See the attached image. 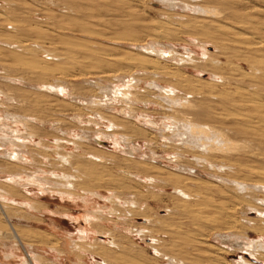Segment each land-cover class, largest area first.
I'll return each mask as SVG.
<instances>
[{"label": "rangeland", "instance_id": "1", "mask_svg": "<svg viewBox=\"0 0 264 264\" xmlns=\"http://www.w3.org/2000/svg\"><path fill=\"white\" fill-rule=\"evenodd\" d=\"M187 1L189 2V0ZM206 1L190 0L189 4L183 6H178L176 2L174 9L167 0H0V15L3 16L0 20V25L2 24L0 26V75L23 80L17 82L20 85L18 84L16 88L14 86L17 84L14 86L0 85V89L9 92L11 98L14 99L8 101L3 97L0 99L2 104L0 115L4 111L10 115L7 116L8 119L0 116L9 124L2 130L1 124L4 122L0 124V140H2L0 141V155L4 156L0 157V170L4 172L3 175H0L3 178L0 181V190L15 191V193H10L9 196L7 193L5 196L8 203L0 199V232L11 234L9 235L11 240L10 238L0 240V264H20L31 253L38 255L39 257H37L43 264H99L105 260L111 264H169L168 262L175 264L174 260L178 263L181 261L182 264H241L243 260L250 261L252 264H264L263 250L255 251L253 247L249 248L243 245L254 241L264 242V203H262L264 202V190L260 191L261 193L257 190L251 197L246 191L242 192V189V191L236 189L235 182L239 180L238 178L241 181L242 179L264 181L262 178L250 175L254 169V171L256 169L264 171V111L261 113L263 120L261 117L257 118V121L250 118L255 115L253 99L254 102L263 103L264 101V0H208L210 1V5L207 1L209 7L216 8L221 14L220 17L217 15L215 18H207L193 11V5L208 7ZM187 5H190V9ZM205 18L218 25L220 29L215 34L220 38L226 35L224 38L230 40L233 38V42L236 40V43L242 44L247 41L253 46L257 42H263V46L260 45L257 52L255 50L252 53L253 49H251L249 53L245 42L243 44L245 48H243L241 44L238 46V44L234 45L236 43L231 44L226 41L220 48L215 41L213 43L211 36L209 38V36L200 35L205 31L202 30L204 27H201L200 24L204 25V22H210ZM202 19L206 21L200 23L203 21ZM198 20L200 24L196 22ZM206 25L204 26L206 27ZM216 25L214 26L217 27ZM76 27L77 29L74 30ZM84 30L90 34L84 33ZM229 33L231 34L229 35ZM243 35L249 36V41L244 39ZM64 40L75 42L70 46L66 45ZM242 40L244 41L241 42ZM139 45L144 48H140ZM153 48L155 52L161 54L158 56L149 54V50ZM169 54H171L170 57ZM111 55L114 57L113 60H109ZM142 57L145 58L142 59ZM136 58L139 60H135ZM189 58L196 62L191 63L188 61ZM244 58H250L251 64L247 63L248 61H245ZM46 67L49 69V73L43 72V68L46 69ZM214 72L217 73L216 77L213 76ZM167 73L168 75H165ZM135 75H139L137 78L141 77L142 81L139 84L141 92L147 89V83L154 81L165 87L168 84L173 86L176 83L177 85H175L178 88H183V91L187 89L190 94L186 93L192 97L193 103H199L202 111L207 110L216 117V120L213 121L215 124L212 122L213 126L229 134L228 137H232L231 139L236 140L235 142H239L236 150L229 151L228 155L223 157H226L225 160H229V162L232 160V164L228 165V161L226 164L223 158L222 161L218 159L215 163L224 162L226 167L217 164L213 170L209 164L207 166L196 163V158L201 157L196 152L205 150L204 147L196 148L197 145L194 144V147L191 146L192 149H189L190 142H186L188 141L186 136L175 137L177 139H174L171 145L175 144V147L180 145V149L185 148L182 150L193 151L197 154L182 152L183 155H186L184 158L188 160L184 163L199 172L195 179L198 182L194 183L191 193H188L191 195L190 199L187 198L188 201L186 198H179L182 196L178 193H173L174 189L173 186H170L171 183H168L167 186H163V183L158 181L156 183H136L138 182L136 179L128 181L127 174L124 173L125 167L129 163L142 164L145 161V163H150V160L144 159L142 154L148 155L151 150L154 151L157 160L164 165L161 166L173 168V170L177 167L170 158L175 157L174 151L178 147L172 149L173 147L169 146L168 141H165L168 138L162 137V131L156 132V141L153 140V142L155 141L154 145L152 141L149 144L141 140L137 141L135 145H140L144 151L136 155L135 159L131 158L132 160H130L128 155L115 152L111 143H108L106 149L96 147V143L92 140V134H95L96 127H85L87 129L85 130L77 123V118L81 116L85 122L90 121L89 117H93L95 113V110H92L95 109L94 107L82 106V103H89L98 94L100 98H111V96L105 98L102 91L95 87V82L99 83L101 87L109 85L112 81L121 86L123 84L120 79L128 80L132 76L136 77ZM175 81L181 82L183 87ZM46 82L56 83V85L59 82L69 89L64 92L65 96L40 91ZM143 95L146 94L143 93ZM80 98L81 100L83 98V102ZM23 99L25 102L27 101L26 104ZM70 99L72 102L69 101ZM77 100L81 101L80 105ZM251 100L252 102H249ZM11 101L15 104H12ZM114 104L117 109L121 110L123 107L129 106V104L124 105L125 103ZM150 108L156 117L161 114L159 108ZM138 112L141 113L140 109H137ZM11 113L20 115L22 118L27 116L32 121L31 125H28L30 127L27 126L28 129H26L24 123L15 124L17 128L12 123L10 125L11 118H13ZM240 113L250 116L247 117L249 121H242L238 116ZM161 117L163 116L160 115ZM120 118L123 119L122 116ZM2 119L0 120L3 121ZM34 122H37L38 125H36L37 127L34 125L33 128ZM253 125L260 127L256 128ZM8 126L10 127L9 131L19 130V136H28L29 133L36 132L33 134L35 144L44 141L49 149H53L51 152H47L50 157V161L45 160L47 165H43L39 157L42 153L44 156V150L39 148L41 152L38 149L36 151L33 149V151L29 146V149L26 147L22 150L26 153L29 151L30 160L33 159L32 166L23 167L21 165L22 169L19 168V165L13 168L8 165L9 163L6 166L8 159L5 158L7 155L5 153L11 150L9 139L15 132L10 131V134ZM126 127L133 129L132 124L126 123ZM255 128L258 130L257 132L256 130L253 132L252 129ZM89 129L91 130L89 131ZM242 129L251 131L252 134L246 133ZM3 130L4 134H1ZM70 132L71 135L67 136L66 133ZM60 133H63V136ZM77 133L82 137L92 138L87 141L88 143L86 141H83V144L77 143L76 146L81 145L78 147L80 149L71 143ZM4 135H7V138ZM10 135L11 137L8 139ZM169 135L171 134L169 133ZM56 137L61 140L63 138L65 141L68 139L67 142L71 144H65L63 141L64 144H60L61 148H56V151ZM2 142L4 143L2 144ZM6 143H8L7 146ZM186 145H188L187 148ZM169 147H172V151ZM99 149L104 150L105 155L108 154L104 155L106 161L102 160L100 165L87 159L88 153L93 154L94 152L98 153L96 156H102L103 153H100ZM55 151L56 153L60 151L61 153L73 152L75 154L74 161L77 164L81 158V163L88 164L90 162L89 166H92L91 163L96 164L92 166L94 167L93 172L88 179L81 175L86 184L90 185L89 189L93 187L95 194L83 193L81 189L77 188L74 191L76 194L72 193L77 197L62 199L56 192L43 194L38 191L35 184L28 186L27 189L21 187L20 189L8 184L7 178L12 174L25 173L24 171L35 173L36 170L39 176H43L41 171L52 172L54 170L59 171L57 173L67 172L79 175L77 169L76 171L73 168L69 169L60 161H55L54 158H57ZM229 154L237 162L229 157ZM34 155L39 160H36L37 157L35 158ZM211 159L216 158L211 157ZM1 166L3 167L1 168ZM230 166L238 168V171L234 168L231 169ZM219 170L220 172L224 170L227 174L232 173L233 170L235 174L239 171L241 173L237 174L238 178L234 173L229 174L232 175L231 178L223 172L218 175L214 173ZM233 182L235 183L233 184ZM126 185L132 186V191L124 187L121 188ZM229 185L231 187L234 185L236 188H231ZM189 188L186 192L190 190ZM59 189L64 190L63 187L56 188V190ZM13 201H15V205ZM132 202L134 205L131 204ZM26 203L32 205L34 209L31 206L21 205ZM252 207L255 208L252 209ZM3 209H6L11 217L10 222L14 226L18 239L13 238L14 233L10 230L11 227ZM88 216L92 218L94 216L96 219L90 223L86 220ZM99 231L105 234L100 235ZM142 235L145 238L148 237L145 239ZM151 235L159 239L160 245H149L152 243ZM80 236L83 238L80 239ZM114 238L119 244L117 252L109 246V242H112ZM95 247L100 248L101 251L110 250L113 258H111L110 251H106L107 255L111 256L108 259L93 255L90 251ZM153 247L158 252H155ZM13 252L15 257L7 261L5 255ZM115 254L116 256H114Z\"/></svg>", "mask_w": 264, "mask_h": 264}, {"label": "bare ground", "instance_id": "2", "mask_svg": "<svg viewBox=\"0 0 264 264\" xmlns=\"http://www.w3.org/2000/svg\"><path fill=\"white\" fill-rule=\"evenodd\" d=\"M166 1V0H165ZM168 1V3H169V5L172 7V8H174L175 9V3L176 4H178V6H180V5H186V4H189V2H190V0H189V2L187 1V0H167ZM204 1H206V0H203V2ZM208 1V0H207ZM206 1V2H207ZM209 2V5H210V1H208ZM208 2H207V5H208ZM214 2V1H213ZM113 3V2H112ZM199 3V2H198ZM98 4V3H97ZM123 4V3H122ZM195 4V3H194ZM167 5V4H166ZM202 5V4H201ZM209 5H208V7L207 6H200V5H198V6H192L193 7V11L195 12V13H197V14H200L201 16H205V17H207V18H215V17H217V15H218V17H220V12L216 9V8H210L209 7ZM19 6V5H18ZM73 6V5H72ZM177 6V5H176ZM188 6V5H187ZM190 6V5H189ZM189 6H188V8H189ZM108 7V6H107ZM122 7V6H121ZM81 8V7H80ZM123 8V7H122ZM182 8H184V7H182ZM79 9V8H78ZM110 9V8H109ZM186 9V8H185ZM190 9V8H189ZM188 9V10H189ZM67 10V9H66ZM69 10V9H68ZM122 10V9H121ZM120 10V11H121ZM124 10V9H123ZM70 11V10H69ZM71 11H73V10H71ZM76 11V10H75ZM74 11V12H75ZM111 11V10H110ZM114 11H116V10H114ZM123 12V11H122ZM122 12H120V13H122ZM82 14V13H81ZM74 16V15H73ZM123 16V15H122ZM223 16V15H222ZM2 15H0V20L2 19ZM104 18V17H103ZM199 18H202V17H200L199 16ZM198 19V18H197ZM206 19V18H205ZM205 19H202L203 21L202 22H200L199 20L198 21H196L197 23H203L204 22V20ZM219 19V18H218ZM206 20H208V21H210V22H204V25H206L207 23H209V24H207L206 25V27L204 26V25H201L200 23V26L202 27H204L202 30H205L204 31V33L203 34H201L200 33V35H206L207 37L209 36V38H211L212 37V40H213V43H214V41H215V43L218 45V47H220V46H224V43L227 41L228 43H231V44H233V43H236V40H235V42H233V38H232V40H230V39H226V38H224V37H226V35L225 36H223V38H220L219 36H217V34H215L217 31H219V27H218V25H216V23L214 24V21H212V20H210V19H206ZM205 20V21H206ZM217 20V19H216ZM144 21V20H143ZM106 22V21H105ZM195 22V23H196ZM5 23V22H4ZM7 23V22H6ZM79 23H81V22H79ZM216 25L217 27H215L214 25ZM2 25V24H1ZM0 25V26H1ZM85 25V24H84ZM83 25V26H84ZM75 26V25H74ZM73 27V26H72ZM71 27V28H72ZM78 27V26H77ZM77 27L76 28H74V30H76L77 29ZM82 27V26H81ZM81 27H79V28H81ZM87 28H88V26H86ZM215 27V28H214ZM224 27V26H223ZM195 28V27H194ZM245 28H247V27H245ZM73 29V28H72ZM248 29V28H247ZM30 30V29H29ZM74 30H72V31H74ZM79 30V29H78ZM77 30V31H78ZM87 30V29H86ZM86 30H84L85 32L84 33H86V34H90V32H86ZM129 30V29H128ZM37 31V30H36ZM227 31H229L228 29H227ZM13 32V31H12ZM38 32V31H37ZM105 33V32H104ZM138 33V32H137ZM206 33V34H205ZM228 33V32H227ZM38 34V33H37ZM78 34V33H77ZM91 34H93L94 35V33H91ZM231 33H229V35H230ZM249 34V33H248ZM104 35V34H103ZM234 35V34H233ZM245 35V34H244ZM243 35V36H244ZM107 36V35H106ZM205 36V37H206ZM211 36V37H210ZM235 36H236V34H235ZM235 36H234V38H235ZM84 37V36H83ZM228 37H230V36H228ZM249 36H244V39H248V41H249ZM45 39V38H44ZM139 39V38H138ZM243 39V38H242ZM252 39V38H251ZM65 41V40H64ZM138 41V40H137ZM244 40H242L241 42H243ZM75 42V41H74ZM74 42H72V41H65L64 43L66 44V45H70V44H72V43H74ZM245 43H246V47L248 48V50L247 51H249V50H251V49H253L252 50V53H254V51L256 50V52H257V50L258 49H260V45L261 46H263L262 44H263V42H254V43H256V44H253V46H251V44L249 43V42H247V41H244ZM240 43V42H237L236 44H234V45H237L238 44V46H239V44H241V45H243V44H245V43ZM38 43V42H37ZM52 43V42H51ZM248 43V44H247ZM76 44H77V42H76ZM64 45V44H63ZM240 45V46H241ZM248 45V46H247ZM71 46V45H70ZM76 46V45H75ZM139 47L140 48H144V47H142V46H140L139 45ZM242 47V46H241ZM42 48V47H41ZM221 48V47H220ZM223 48V47H222ZM243 48H245V46L243 45ZM217 49V48H216ZM44 50V49H43ZM147 50V49H146ZM148 51V50H147ZM146 51V52H147ZM172 51V50H171ZM104 52V51H103ZM145 52V53H146ZM151 52V53H150ZM159 52V51H158ZM169 52H170V50H169ZM106 53V52H105ZM168 53V52H167ZM171 53V52H170ZM249 53H250V51H249ZM251 53V54H252ZM149 54H151V55H159V54H161V53H157V51L155 52L154 51V48L153 49H151V50H149ZM172 54V53H171ZM171 54H169V57H170V55ZM247 54V53H246ZM101 55V54H100ZM109 55V54H108ZM173 55V54H172ZM237 55V54H236ZM134 56V55H133ZM132 56V57H133ZM144 56V55H143ZM166 56V55H165ZM240 56V55H239ZM58 57V56H57ZM134 57H136V56H134ZM112 58H114V57H112V55H111V58L109 59V60H113ZM138 58H139V56H138ZM140 58H141V56H140ZM145 58V57H144ZM143 57H142V59H144ZM147 58V57H146ZM188 58V57H187ZM240 58V57H239ZM248 58V57H247ZM245 59V61L247 60L248 62L247 63H250V58L249 59ZM66 59V58H65ZM64 59V60H65ZM129 59V58H128ZM133 59V58H132ZM150 59V58H149ZM149 59H147L148 60V62H150V60ZM25 60V59H24ZM123 60V59H122ZM135 60H139V59H135ZM10 61V60H9ZM37 61V60H36ZM132 61H134V60H132ZM140 61H142L141 59H140ZM140 61H139V64H140ZM145 61V60H144ZM154 61V60H153ZM188 61H190L191 63H195L196 62V60H194V59H192V58H189L188 59ZM208 61V60H207ZM16 62H18V61H16ZM20 63V62H19ZM60 63V62H59ZM153 63V62H152ZM137 64V63H136ZM198 64V63H197ZM251 64V63H250ZM36 65H37V62H36ZM83 65V64H82ZM41 66V65H40ZM148 66H149V64H148ZM215 67V66H214ZM37 68V67H36ZM41 69H42V67H40ZM155 68V67H154ZM219 68V67H218ZM251 68H253V67H251ZM44 69V73H49L48 71H49V69H47V67H46V69L45 68H43ZM130 69V68H129ZM159 69V68H158ZM213 69H215V68H213ZM220 70H221V68H219ZM256 69V71H257V68H255ZM148 70V69H147ZM164 70V69H163ZM216 70V69H215ZM261 70V69H260ZM41 71V70H40ZM129 71V70H128ZM42 71H41V73H43ZM112 72V71H111ZM115 72V71H114ZM121 72V71H120ZM131 72V71H130ZM43 73V74H44ZM256 73H259V72H256ZM161 74V73H160ZM175 74V73H174ZM46 75H48V74H46ZM102 75V74H101ZM107 75V74H106ZM109 76H110V74H108ZM115 75V74H114ZM164 75V74H163ZM165 75H168V73L167 74H165ZM176 75V74H175ZM216 75H217V73L215 74V72H214V77H216ZM260 75V74H259ZM130 76V75H129ZM136 77H134V76H132L131 77V79H128V80H124V78H122V79H120V81L122 82V84L123 85H117V84H115L113 81L111 82V83H109V85H107V86H104V87H101V86H99V83H96L95 82V87H98V89H100L102 92V95L103 96H105V98H106V96L107 97H109V96H111V98H107V99H104V98H100V96H99V94L97 95V96H94L92 99H91V101H89V103H86V104H81L82 106H89V107H91V108H95V109H92V110H95V113H94V116L93 117H89L90 119V121H88L87 120V122H85L83 119H81V117H79V118H77V123H79L80 124V126L83 128L84 127V129H85V127H91V126H94V127H96L95 128V134L93 133L92 134V137H93V139L92 138H90V139H92L93 140V142L94 143H96V147L97 146H99L100 147V149H102V148H104V149H106V147H107V145H108V143H111V144H113V150H115V152H118L119 154H126V155H128L129 156V158H130V160H132V159H135L134 157H136V155H139V153H141V151H144L143 150V148L139 145H135V144H137V141H139V140H141L142 142H145V143H147L148 142V144H149V142L150 141H152L153 142V140H155V137L157 136L156 135V132L157 131H162L163 132V138H168L167 140H165V141H168V144H169V146L171 145V143L174 141V139H175V137L177 136V138H178V135H183V136H186L187 137V139H188V141H186V142H190L189 144H190V148L189 149H192L191 148V146H193L194 147V144H195V146H196V148H205V150H198L199 152H196V153H198L199 155H201V157L198 159V157L195 159L196 160V163L198 162V164L199 163H201V165L202 164H209L210 165V167L213 169V170H215V168L217 167V164H218V162H217V164L215 163L218 159H220V161H222L223 159V161L226 163L227 161V163H228V165H229V163H231L232 164V162L230 161L229 162V160H225V158H223L224 157V155H228V153H229V151L231 152L232 150H236L237 149V147L239 146V142L237 141V142H235L234 141V139L232 140L230 137H228L229 136V134H227L226 132L224 133L223 131H221V130H218L216 127H214L213 126V124H212V122L214 121V120H216V117H214L209 111H207V110H203L202 111V109H201V105H198V104H195V103H193L192 102V97H189V92H188V90L187 89H185L184 91H183V88H178L175 84H173V86H171V84H168L166 87L165 86H162V85H160L159 83H157V82H151V80H150V82L151 83H147V85H146V88L147 89H145L144 90V92L143 93H145L146 95H143V93L140 91V88H139V84L141 83V77L140 78H137L139 75H135ZM174 76V75H173ZM258 76V75H257ZM172 77V76H171ZM126 78V77H125ZM155 78V77H154ZM170 78V77H169ZM174 78V77H173ZM226 78V77H225ZM102 79H104V78H102ZM114 79V78H113ZM158 79V78H157ZM167 79V78H166ZM177 80H178V78H176ZM222 79L224 80V77H222ZM226 79H228V78H226ZM131 80V81H130ZM21 81H23V80H21V78H19V79H14V78H12V77H10V76H1L0 75V85L1 84H8V85H15V84H17V85H15L14 87L16 88V86H18V84L19 83H17V82H21ZM104 81V80H103ZM102 81V82H103ZM111 81V80H110ZM98 82H100L99 80H98ZM166 82H167V80H166ZM175 82H177V81H175ZM179 82V81H178ZM177 82V83H178ZM182 82H184V80H182ZM59 83V82H58ZM57 83V85H56V83H54V84H51V83H48V82H46V83H44L43 84V86L40 88V91H43V92H48L49 94L50 93H53V94H57V95H59V96H65V94H64V92L65 91H67V89H69V88H65L61 83H59V84H61V85H59ZM23 84V83H22ZM143 84V83H142ZM179 85L181 84L182 85V83L180 82V83H178ZM20 85V84H19ZM88 86V85H87ZM40 87V86H39ZM72 87H74V86H72ZM181 87H183V85L181 86ZM139 89V90H138ZM142 90V89H141ZM187 90V91H186ZM245 90V89H244ZM99 91V90H98ZM186 92H188L189 94H187ZM67 93V92H66ZM70 93V92H69ZM68 93V94H69ZM244 93H245V91H244ZM243 93V96L245 95ZM2 94H4V95H2ZM47 94V93H46ZM67 95V94H66ZM72 95V94H71ZM248 95H250V94H248ZM67 96H69V95H67ZM75 96V95H74ZM247 96V95H246ZM3 97V99H5V100H14L13 99V97L11 98V94L8 92L7 93V91H5L4 92V90L2 91V89H0V99ZM73 97V96H72ZM66 98V97H65ZM68 99H69V97H67ZM74 98V97H73ZM72 98V99H73ZM19 99V98H18ZM248 99V98H247ZM22 100V99H21ZM80 100H81V98H80ZM2 101V100H1ZM23 101H24V99H23ZM69 101H71V99L69 100ZM74 101V100H73ZM77 101H79V100H77ZM76 101V102H77ZM82 102H83V98H82V100H81ZM81 101H79V105H80V103H81ZM88 101V100H87ZM110 101H111V103H110ZM248 101V100H247ZM3 102V101H2ZM12 102V104H15V103H13V101H11ZM21 102V101H20ZM25 102V101H24ZM27 102V101H26ZM26 102H25V104H26ZM72 102V101H71ZM86 102V101H85ZM242 102V101H241ZM249 102H252V100L251 101H249ZM6 103H9V102H6ZM6 103L4 104L3 103V105H6ZM94 103V105H92ZM114 103H125L124 105H127V104H129V106H127V107H123L122 108V106H121V108H122V110L121 109H117L116 107V105L114 104ZM253 104H255L254 106H253V111L255 112L254 114L255 115H257V116H255L254 114H252V115H254V116H252V117H250V116H246L245 114H241L240 113V115L238 114V116H240V119L242 120V121H249V118H247V117H250V118H252V119H256L255 121H257V118H259V117H261V119H262V112L264 111V101H263V103H261V102H254V99H253V102H252ZM21 104H23V103H21ZM239 104H241V103H239ZM9 105V104H8ZM7 105V106H8ZM20 105V104H19ZM18 105V106H19ZM21 106V105H20ZM19 106V107H20ZM141 106H143V107H141ZM238 107H239V105H237ZM241 106V105H240ZM25 107H26V105H25ZM138 107V108H137ZM145 107V108H144ZM150 107H155V109L156 108H159L160 110H161V116H163V117H161L160 118V115L159 116H155L156 114H154L150 109ZM255 107V108H254ZM85 108V107H84ZM143 108V109H142ZM0 109H2V104L0 103ZM90 109V108H89ZM137 109H140V111H141V113H137ZM20 111V110H19ZM105 111V112H104ZM154 111H156V110H154ZM1 112V111H0ZM108 112V113H107ZM159 112V111H158ZM162 112H163V114H162ZM167 112V113H166ZM251 112V111H250ZM4 113V114H3ZM2 113V115H0V116H4L5 118H7V116H10L9 115V113H5V111ZM157 113V112H156ZM166 113V114H165ZM248 114V113H247ZM11 116L13 117V118H11L12 120V122H10V125H11V123L13 124V125H15V124H17L18 125V123H24V125L26 126V129H28V127H30V126H28V125H31L30 123L32 122L27 116H25V117H20V115H17V114H13V113H11ZM29 116V115H28ZM122 116V118L124 119H121L120 117ZM30 117V116H29ZM34 118V117H33ZM74 119H75V117H73ZM247 118V119H246ZM0 119H2V117L0 118ZM8 119V118H7ZM32 119V118H31ZM125 119H127V120H125ZM218 119V118H217ZM3 121H1L0 122V124L2 123V122H4L3 124H1V130H2V128L4 127V126H7V125H9V124H7L8 123V121H7V123H6V120H4V119H2ZM35 120V119H34ZM71 120H73V119H71ZM263 120V119H262ZM261 120V121H262ZM36 121V120H35ZM93 121V122H92ZM97 121V122H96ZM224 121V120H223ZM260 121V122H261ZM264 121V120H263ZM38 122H39V120H38ZM216 122V121H215ZM221 122V121H220ZM219 122V123H220ZM29 123V124H28ZM35 123V122H34ZM37 123V122H36ZM33 124L32 125V127L35 125V127H37L36 125H38V124ZM44 123V122H43ZM126 123H128V124H132L133 125V129L131 130V129H128L127 127H126ZM214 123V122H213ZM222 123V122H221ZM41 124V123H40ZM39 124V125H40ZM215 124V123H214ZM216 124H218V123H216ZM17 125H15V127L17 128ZM44 125V124H43ZM218 125H220V124H218ZM20 126V125H19ZM28 126V127H27ZM253 126H255L256 127V125H253ZM20 127H22V126H20ZM31 127V128H32ZM56 127V126H55ZM130 127V126H129ZM132 127V126H131ZM260 126L258 125V127H256V128H259ZM9 126H8V131H9ZM15 128V129H16ZM34 128V127H33ZM33 128H32V132H33ZM252 129L253 130V132H254V130H256V132L258 131L257 129ZM4 129H5V127H4ZM12 129V128H11ZM21 129V128H20ZM83 129V130H84ZM93 129V128H92ZM162 129V130H161ZM17 130V129H16ZM62 130V129H61ZM67 130V129H66ZM70 130V129H69ZM85 130H87V129H85ZM85 130H84V132H85ZM91 129H89V131H90ZM231 130V129H230ZM235 130V129H234ZM239 130V129H238ZM244 132H246V133H251V131L250 132H248L246 129H242ZM6 131V130H5ZM8 131H6L7 133H9L10 131H15V130H10L9 132ZM19 130H17V131H15V132H13L12 133V136L13 137H11V135L10 136H8V139H9V137H11L9 140H10V146H11V150L9 151L8 150V152L7 153H5V154H7L6 156H5V158H7L8 160H7V163H6V161H4L5 163H6V166H7V164L9 165V166H13V168H15V167H17L16 165H19V168L20 167H25L26 165L28 166V167H30V166H32V163H33V159H32V161L30 160V157H29V155H28V153H29V151H28V153H26V152H24V150H22V149H24V148H28L29 149V146H31V148H32V150L33 149H35V151H36V149H38L39 151H40V149H42V150H44V156H43V153H42V155L41 156H39V154H38V156L40 157V160H42V164L43 165H47V164H45L46 163V161L45 160H47L48 159V161H50V157H49V155H47V152H51L52 150L51 149H49V147H47L46 146V144H45V142L43 141V142H40V143H37V144H35V137H34V133H36V132H33V133H29L28 134V136H19V133L20 132H18ZM71 131V130H70ZM73 131V130H72ZM260 131H261V128H260ZM22 132V131H21ZM92 132H94V130H92ZM161 132V133H162ZM243 132V133H244ZM23 133V132H22ZM21 133V134H22ZM159 133V132H158ZM160 133V134H161ZM169 133L171 134V135H169ZM1 134H4V130H3V133H1ZM10 134H11V132H10ZM62 136H63V133H60ZM67 134V136L68 135H71V132L70 133H66ZM85 134V133H84ZM86 134H89V133H86ZM227 134V135H226ZM232 134V133H231ZM245 134V133H244ZM252 134V133H251ZM8 135V134H7ZM7 135L5 136L6 138H7ZM37 134H35V136H36ZM162 135V134H161ZM3 136V135H2ZM1 136V137H2ZM37 137V136H36ZM160 137V136H159ZM68 138V137H67ZM176 138V139H177ZM3 139H4V137H3ZM7 139V140H8ZM56 139V142H55V145H57L56 147H55V149L57 148V149H60L61 147L60 146H62V145H60V144H64L63 143V141L65 142V144L66 143H69V144H71L72 143V145H75V147L76 148H78L79 146L81 147V145H79V146H76V145H78L77 143H84L83 141H86V143H88L87 141L89 140L90 141V139L89 138H86V137H82V136H80V135H78V133L77 134H75V136H74V140L70 143V142H67V140L68 139H66V141L65 140H63V138H62V140H61V138H55ZM160 139V138H159ZM175 139V140H176ZM185 139V138H184ZM6 140V141H7ZM71 140V139H70ZM69 140V141H70ZM180 140V139H179ZM179 140H177V141H179ZM186 140V139H185ZM185 140H182V141H185ZM0 141H2V140H0ZM42 141V140H41ZM156 141V140H155ZM154 141V142H155ZM4 142H5V140H4ZM4 142H2V144L4 143ZM154 142L152 143L153 145H154ZM159 141H157V143H158ZM264 142V141H263ZM151 143V142H150ZM162 143V142H161ZM160 143V144H161ZM177 143H179V142H177ZM182 143V142H181ZM1 144V145H2ZM7 144L8 143H6V146H7ZM90 144V143H89ZM159 144V143H158ZM164 144V143H163ZM162 144V145H163ZM103 145H104V147H103ZM165 145V144H164ZM177 145H179V144H177ZM182 145V144H181ZM225 145V146H224ZM5 146V145H4ZM148 146V145H147ZM150 146V145H149ZM159 146V145H158ZM172 147V149H176V147H178V146H176L175 147V144L174 145H171ZM187 146L188 145H186V148H187ZM1 147V146H0ZM9 147V146H8ZM60 147V148H59ZM167 147H168V145H167ZM179 147H180V145H179ZM177 148V150H175L174 152V154H175V157L173 156V158H170V160L171 161H174V163H175V166H177L174 170H173V168L171 169V168H165V167H163L164 165L161 163V162H159L158 160H157V158H156V156H155V153H154V151L153 150H151V154L148 156V155H144V154H142L143 155V158L144 159H147V160H150L149 162L151 163H145L144 161V163H142V164H137V163H133V164H130L129 162V164H127L126 165V167H125V171H124V173H125V175L127 174V179H128V181L130 180V179H136L138 182H136V183H139V182H141V183H143V182H145V183H147V182H149V183H156V181H158L159 183L161 182V184L163 185V186H167L168 185V183H171V185L170 186H173L172 188L174 189V192L173 193H178L179 195H181L182 197H179V198H186V200L188 201V199H190L191 198V195L190 194H188V193H191V188L193 189V185H194V183H196V182H198L197 180H195L196 179V177H198L197 175H199V172L197 171V170H195V168L194 169H191V166L190 167H188L185 163H184V161H188L186 158H184L186 155H183L182 154V152H186V151H184L185 150V148H182V149H184V150H182V149H180V148ZM228 147V148H227ZM10 148V147H9ZM30 148V149H31ZM40 148V149H39ZM151 148V147H150ZM165 148V147H164ZM170 148V147H169ZM170 148V149H171ZM195 148V149H196ZM27 149V150H28ZM57 149H56V151H57ZM78 149H80V148H78ZM97 149V148H96ZM98 150L100 153H103L102 154V156H103V159H102V156L100 155V156H96L97 154H95L94 152H93V154H95V155H93V154H91V153H86L87 154V159H89V160H92V161H94L95 163L97 162V164H101L102 163V160H103V162H105L106 160H105V156H107V155H105L106 154V152L104 151V150ZM153 149V148H152ZM172 149H171V151H172ZM194 149V148H193ZM94 150H95V148H94ZM7 151V150H6ZM34 151V150H33ZM38 151V153H40ZM56 151H55V153H56ZM62 151H63V149H62ZM104 151V152H103ZM109 151V150H108ZM167 151V150H166ZM177 151V152H176ZM191 151V150H190ZM31 153V152H30ZM73 153V152H72ZM66 153V152H62L61 153V151L60 152H57L56 154V156H57V158H54V160L55 161H60V163L62 164V165H64V166H66V167H68L69 169L70 168H73V169H75V171H76V169H77V173L79 174V175H75V173L73 174H70V173H65V172H63V173H57V172H59V171H57L56 172V170H54V171H52V172H44V171H41L42 172V175L43 176H39V175H37V173H36V170H35V173L34 172H27L26 173V171H24L25 173H20V174H17V175H15V174H12L9 178H7V182H8V184L10 185H14V186H16V187H18V188H22V189H27V187L28 186H30V185H32V184H35L36 186H37V188H38V191H40V192H42L43 194L44 193H52V192H56V193H59V195L62 197V199H64V198H66V197H77L76 195H72V193L73 194H76L74 191L77 189V188H79V189H81V191L83 192V193H90L91 195H93V194H95V192H93V187H92V189H89L90 187V185L88 184H86V181L85 180H83L84 179V177H82L81 175H84L85 176V179H88V177H89V175L93 172V168L94 167H92V166H95L96 164H93V163H91L92 164V166H89L90 164V162L88 163V164H86V163H81V159H80V161H78L79 162V164L81 163V165H79V164H77L76 163V161H74V157H75V154L73 153ZM75 153H76V149H75ZM187 153L189 154V153H195V152H189V151H187ZM186 153V154H187ZM195 153V154H196ZM205 153V154H204ZM233 153L235 154V152L233 151ZM35 155H36V153H34ZM34 155V156H35ZM105 155V156H104ZM197 155V154H196ZM203 155V156H202ZM205 155V156H204ZM43 156V157H42ZM0 157L1 158H3L1 155H0ZM37 156H35V158H36ZM78 157V156H77ZM76 157V158H77ZM105 157V158H104ZM127 157V156H126ZM140 157V156H139ZM138 157V158H139ZM142 157V156H141ZM207 157H210V158H207ZM211 157H215L216 159H211ZM229 157H232V159H234L233 158V156H230V154H229ZM229 157H228V159H229ZM34 158V159H35ZM79 158V157H78ZM132 158V159H131ZM223 158V159H222ZM38 159V157L36 158V160ZM181 159H184V160H181ZM227 159V158H226ZM5 160V159H4ZM39 160V159H38ZM52 160V159H51ZM105 160V161H104ZM126 160H127V158H126ZM139 160H140V158H139ZM143 160V159H142ZM235 161H236V159H234ZM47 161V162H48ZM91 161V162H92ZM83 162V161H82ZM133 162V161H132ZM137 162H139V161H137ZM219 163V164H222V166H224V167H226V165H225V163ZM237 162V161H236ZM52 163V162H51ZM183 163H184V165H183ZM191 163V162H190ZM189 163V164H190ZM226 163V164H227ZM35 164V163H34ZM77 164V165H76ZM187 164H188V162H187ZM218 164V165H219ZM230 164V165H231ZM22 165V166H21ZM36 165V164H35ZM42 165V166H43ZM145 165V166H144ZM147 165V166H146ZM161 165H163V166H161ZM172 165V164H171ZM205 165V166H206ZM240 166H243L242 164H239ZM208 166V165H207ZM220 166V165H219ZM218 166V167H219ZM234 166H236L237 167V165H234ZM3 166H1V168H2ZM37 167V166H36ZM44 167V166H43ZM42 167V168H43ZM48 167V166H47ZM173 167V166H172ZM12 168V170H14ZM39 168V167H38ZM61 168V167H60ZM135 168V169H134ZM193 168V167H192ZM230 168L232 169V168H234V170H237L238 171V168H236L235 169V167H231L230 166ZM20 169H22V168H20ZM211 169V170H212ZM221 169V168H220ZM241 169H243L242 167H241ZM251 170H252V168H250ZM27 170V169H26ZM227 170V169H226ZM234 170L232 171V173H234ZM247 170V169H246ZM245 170V171H246ZM255 170V169H254ZM251 171L250 172V175H252L253 177H255V178H262V180L264 179V171H259V169H258V171H257V169H256V171ZM17 171V170H16ZM229 171V170H228ZM244 171V170H243ZM242 171V172H243ZM12 172V171H11ZM11 172H9V173H11ZM79 172H81V173H79ZM225 173V171L224 170H222L221 172H220V170H219V172H217V171H214V173H216L217 175H218V173ZM230 172V171H229ZM236 172V171H235ZM4 174V172L2 171V170H0V175L1 174ZM13 173V172H12ZM76 173V174H77ZM232 173H229V174H232ZM237 173V172H236ZM241 173V171H239L237 174H240ZM246 173V172H245ZM248 173V172H247ZM2 174V175H3ZM225 174H227V173H225ZM229 174H227V175H229ZM237 174H235L234 173V175H236L237 176V178L239 177ZM243 174V173H242ZM194 175H196L195 177H193ZM187 176H189V177H193V178H188ZM230 177L232 176V175H229ZM236 176H234V177H236ZM241 176V175H240ZM243 176V175H242ZM126 177V176H125ZM229 177V178H230ZM232 178V177H231ZM3 178L0 176V181L2 180ZM202 179V178H201ZM236 179V178H235ZM235 179H233V180H235ZM239 179V180H238ZM237 180L238 181H235L236 182V187L233 185L232 187L230 186L231 185V182H229V180H228V182H229V186L231 187V188H236V189H242L241 191L242 192H244V191H246L247 193H249V195H251V197H252V194L254 193V192H256L257 190L260 192H262V190H264V181L263 182H259L258 180H252V181H245L244 179H242V181L240 180V178H238ZM244 180V181H243ZM4 181V180H3ZM6 181V180H5ZM82 181H85V182H83L82 183ZM88 182V181H87ZM224 182H226V181H224ZM223 182V183H224ZM235 182H233V184L235 183ZM1 183V182H0ZM82 183V184H81ZM165 184V185H164ZM192 184V185H191ZM226 184V183H225ZM161 185V186H162ZM227 185V184H226ZM190 188H189V187ZM196 186V185H195ZM228 186V187H229ZM58 187H63V189L64 190H56V188H58ZM88 187V188H87ZM100 187V186H99ZM122 187H124L125 189H127V190H131L132 191V186H130V185H126V186H121V188ZM158 187V186H157ZM20 188V189H21ZM159 188V187H158ZM187 188H189L190 190V192L189 191H187L186 192V190H187ZM10 189V188H9ZM134 189H135V187H134ZM234 190V189H233ZM18 191H19V189H18ZM18 191H16L17 193H18ZM26 191V190H25ZM238 191V190H237ZM27 192H29L28 190H27ZM77 192V191H76ZM241 192V193H242ZM259 192H257V193H259ZM260 192V193H261ZM6 193V194H5ZM7 193H8V196L10 195V193H15V191H13V190H10V191H6V190H3V189H1L0 190V199H1V201H4V202H6V203H8L7 201V198L5 197L6 195H7ZM22 193V192H21ZM25 193V192H24ZM78 193H79V191H78ZM238 193H240V192H238ZM251 193V194H250ZM177 194V195H178ZM79 195V194H78ZM84 195H86V194H84ZM253 195H255V194H253ZM98 196V195H97ZM248 196V195H247ZM89 197V196H88ZM253 197H255V196H253ZM188 198V199H187ZM250 198V197H249ZM255 199V198H254ZM76 200V199H75ZM180 201H181V199H179ZM259 200V199H258ZM260 201V200H259ZM263 201V200H262ZM12 202V201H11ZM261 202V201H260ZM15 203V201H13V204ZM38 203V202H37ZM262 203H264V202H262ZM10 204V203H9ZM132 205H134V202H132L131 203ZM1 205H3V204H1ZM15 205V204H14ZM21 205H24V206H31V208L32 209H34L33 207H32V205H29V204H21ZM34 206V205H33ZM1 207V206H0ZM21 207V206H20ZM35 207V206H34ZM135 207V206H134ZM7 208V207H6ZM21 208H25V207H21ZM255 207H252V209H254ZM4 210V209H3ZM255 210H257V209H255ZM2 211V210H1ZM260 212V214H262L261 213V211H259ZM3 213V212H2ZM4 213H5V217H6V220H7V222H8V224L10 225V227H11V229L10 230H12V232L14 233V235H13V238H16V239H18L17 238V235H16V233H15V229H14V226L12 225V223L10 222L11 221V217H9L10 215L7 213V211H6V209L4 210ZM17 213V212H16ZM18 215V214H17ZM264 215V214H263ZM1 217V216H0ZM94 219H96V217H94L93 216V218L91 217V216H88L87 217V219L86 220H88V222H94ZM97 221H98V218H97ZM151 223V222H150ZM252 223V222H251ZM3 225V224H2ZM256 230V229H255ZM9 231V230H8ZM100 232V235L101 234H105V233H101V231H99ZM141 232V231H140ZM142 232H144V231H142ZM149 232H151V231H149ZM149 232H146V233H149ZM131 234V233H130ZM141 234V233H140ZM9 235H11V234H9V233H6V234H2V232H0V240H3V239H9L10 238V236ZM99 235V237H101ZM152 236V235H151ZM142 237H144L143 235H142ZM148 237V236H147ZM146 237V238H147ZM81 238H83V236H80V239ZM145 238V237H144ZM145 238V239H146ZM84 239H85V237H84ZM10 240H11V238H10ZM84 241V240H83ZM151 241H152V243L151 244H149L150 246H154V245H160L159 243H160V241H159V239H157V238H154L153 236L151 237ZM75 242V241H74ZM8 243V242H7ZM2 245H3V243H2ZM242 245V244H241ZM245 247H249V248H252L253 247V249L255 250V251H260V250H263L264 251V242L263 241H254V242H250V244H243ZM109 246H110V248H112V250L114 249L115 250V252H117V250L116 249H118L119 248V244H118V242H117V240L114 238V240H112V242H109ZM78 247V246H77ZM100 248H102L101 246H99ZM17 248V247H16ZM76 248V247H75ZM100 248H98V247H95V248H93L91 251H94V252H91L90 251V253H92L93 255H98V256H100V257H104V259H108L109 258V256L107 255L108 253L107 252H109L108 250H106L105 251V249L104 250H100ZM109 248V249H110ZM154 248V250H155V252H158V250L156 251V249H155V247H153ZM160 248V247H159ZM79 249V248H78ZM113 250V251H114ZM119 250V249H118ZM160 250V249H159ZM112 251V252H113ZM254 251V252H255ZM115 252H113V253H115ZM110 254H111V251L109 252ZM264 253V252H263ZM161 254H163V253H161ZM118 255V254H117ZM38 255H36V254H33V253H31V254H28L27 255V258H25V259H23V261H21V263L20 264H43L42 263V261H41V259L40 258H38L37 257ZM106 256H107V258H106ZM111 256H112V254H111ZM110 256V257H111ZM114 256H116V254L114 255ZM158 256V255H157ZM164 256H165V254H164ZM166 256H168V255H166ZM15 257V254H14V252L13 253H11V254H9V253H7L6 255H5V259L7 260V261H10L11 259H13ZM170 257V256H169ZM111 258H113V256L111 257ZM117 258V257H116ZM168 258V257H167ZM167 258H166V260H167ZM21 259V258H20ZM173 259V258H172ZM22 260V259H21ZM168 261V260H167ZM175 261V264H182L181 263V261H180V263H178L176 260H174ZM8 263V262H7ZM169 264H170V262H168ZM99 264H111V263H109V262H107L106 260L105 261H103V262H101V263H99ZM241 264H252L250 261H247V260H243L242 261V263Z\"/></svg>", "mask_w": 264, "mask_h": 264}]
</instances>
